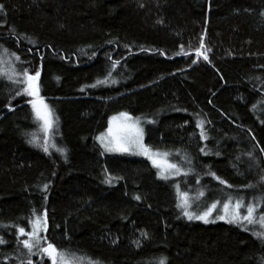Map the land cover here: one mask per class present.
I'll return each instance as SVG.
<instances>
[{
  "label": "trees",
  "instance_id": "16d2710c",
  "mask_svg": "<svg viewBox=\"0 0 264 264\" xmlns=\"http://www.w3.org/2000/svg\"><path fill=\"white\" fill-rule=\"evenodd\" d=\"M0 5V60L40 73L54 120L45 152L35 97L20 77L0 75V264H51L17 242L28 237L16 227L30 232L37 218L58 250L98 264H264V240L188 222L175 181L148 161L105 154L95 140L121 113L143 118L149 148L189 157L228 193L264 192V0Z\"/></svg>",
  "mask_w": 264,
  "mask_h": 264
},
{
  "label": "snow or ice",
  "instance_id": "6c2138e0",
  "mask_svg": "<svg viewBox=\"0 0 264 264\" xmlns=\"http://www.w3.org/2000/svg\"><path fill=\"white\" fill-rule=\"evenodd\" d=\"M2 5H0V9H2ZM201 46L203 44L201 43ZM3 53L7 54V50H0ZM15 56V53L12 54ZM15 59L18 61L19 57L15 56ZM204 59H207V56H204ZM4 64H6L10 71L13 73V75H7V73L0 72V75L5 76L9 82H17L15 78V67L11 64L10 61H3ZM23 77L25 78L24 81H19L21 83L26 82V87L24 88V92L29 95L35 97L32 103L33 111L35 114V117L38 121H42V127L43 132L45 134V140L43 144H40L38 146L42 147L43 151L48 152V139L47 134L50 132V130L53 128L54 120L51 116L50 111L48 110L47 105L43 104V100L39 97V89L37 81L39 79L40 73L37 71L35 75L28 74L27 70L25 69L23 72ZM98 84L100 83H106V81H97ZM115 83V81H113ZM92 87H95V85H92ZM21 93L17 91L15 95H20ZM255 105H253V109H255ZM127 114L121 113V116H126ZM140 136L142 137V129L139 130ZM32 139L29 140V143H35L39 137L36 133H32ZM203 135V133H202ZM206 138V137H205ZM98 139L101 140V143L104 144L103 137H99ZM55 147V145H52ZM136 146L139 149V154H143L148 156V158L152 161L153 166L161 169L159 175L162 179H168L169 174H179L181 172V168L178 167L176 164L168 163L166 160V157L169 155V153H151L148 148H146L142 143L139 141L136 142ZM104 147L107 151H122L127 152L129 151V147L127 143L122 142L120 139L114 138L113 141H109L107 144H104ZM57 151L61 152L63 154V149H57ZM264 151V149H262ZM201 152H204V149H201ZM179 153H177L178 155ZM207 154V153H205ZM163 157V158H161ZM168 173V174H166ZM187 175V173H184ZM210 175L215 176L214 173H210ZM219 179V178H216ZM110 182V181H109ZM220 183L223 184L225 181L220 180ZM47 185L44 186L45 190L47 189ZM231 187V185H229ZM249 187H252L249 185ZM181 203L178 205L183 211V215L187 217L189 220H201L204 223H209V217L212 215V212L217 209V205L220 203L219 201L213 202L211 205L206 206V209L202 212L195 213L190 211L191 203L189 201L188 193H181ZM200 196H203V193H199ZM135 199L139 200L140 197H134ZM264 207V197H260L253 202L244 205V202L241 199H237L235 202L232 201V199L229 197L227 201L223 204V211L225 215L229 214L230 212V219L227 220L228 223H236L239 224L241 227H245V224L247 225H257L261 230L253 232V235L256 236L258 239H264V214L259 215L258 217L255 215L258 208ZM241 209H244V212L246 214H241ZM46 216V213H45ZM218 219H225V216H218ZM215 222V221H212ZM31 232H25V229L23 227H16V232L19 236H27L28 239L23 240H17L18 244H22L24 249H27L28 256L34 254H41L46 255L50 260L51 264H98L97 261H93L91 258L85 257V256H77L75 253H69L67 251H61L58 250L54 245L51 243H47L46 246H43L42 244V238L40 237L39 233L41 231H46V220L42 223L40 218H37L33 222H31ZM247 230V228H245ZM142 235H145L142 233ZM6 241H4L2 238H0V244H5ZM33 249H36L37 251L34 252ZM166 257H162L159 259L158 264H166ZM24 264V262H22ZM26 264H32V261L30 259L27 260Z\"/></svg>",
  "mask_w": 264,
  "mask_h": 264
},
{
  "label": "rangeland",
  "instance_id": "374dc122",
  "mask_svg": "<svg viewBox=\"0 0 264 264\" xmlns=\"http://www.w3.org/2000/svg\"><path fill=\"white\" fill-rule=\"evenodd\" d=\"M3 61H9L7 58L3 57L0 60V67H4L7 70H10L9 67L3 63ZM12 65L15 67V63L10 61ZM11 72V71H10ZM24 72V71H23ZM23 72L19 73L18 71L15 73L17 77L21 78V81H24L25 78L23 77ZM30 75L31 74L28 72ZM26 87V82L23 83V92L24 88ZM24 94H26L24 92ZM27 95V94H26ZM30 98H34L33 96H29ZM33 101V100H32ZM31 103V101H30ZM32 104V103H31ZM43 104H45V101L43 100ZM46 105V104H45ZM121 119V120H119ZM114 120V119H113ZM109 124V128L105 129L102 133L97 135L96 142L98 145L103 149L105 154L107 155H114V156H124V157H131V158H138L145 161L150 162L152 165V161L148 158V156L139 154V149L136 146V142L139 141L142 143L146 148L150 150L151 153H168V152H162V151H156L148 147L146 143V132L145 127L146 124L149 122L148 120H145L143 118H134L129 115L126 116H118V118H115V120L112 123V121ZM42 123V121H40ZM112 123V124H111ZM54 126V124H53ZM53 129V128H52ZM48 132L47 137L50 136V133L52 131ZM142 129V137L140 136L139 130ZM99 137H103L104 144H107L109 141L114 142V138L120 139L122 142L127 143L129 147V151L122 152V151H107L104 147V144L101 143V140L98 139ZM48 139V138H47ZM50 142V138L48 139V143ZM53 146L51 145L50 148ZM163 158V157H161ZM166 160L168 163L176 164L178 167L181 168V172L179 174H169V178L165 179V182H172L175 181L176 184V194L178 195V205L181 203V193H188L189 201L191 203V208L189 209L192 212L199 213L206 209V206L211 205L213 202L219 201L220 203L217 205V209L212 212V215L208 218L209 223H204L201 220H189L187 217L184 218L188 222H201L205 225L207 224H213V223H224L227 225L232 226H238L241 227L239 224L236 223H228L227 220L230 219V212L228 215H225L223 211V204L227 201V199L230 197L233 202H235L237 199H241L244 202V205L253 202L254 200L264 197V192H258V193H252V194H232L228 193L224 187L215 180L213 181H207L209 180L208 177H200L196 173V171L193 169L194 166L192 164V160L187 157L183 156L181 154L177 153H169V155L166 157ZM157 168V167H156ZM159 170V173L161 169L157 168ZM187 173L185 175L184 173ZM168 174V173H166ZM203 193V196H200L199 193ZM180 208V207H179ZM181 209V208H180ZM182 211V209H181ZM183 213V211H182ZM241 214H246L244 212V209H241ZM264 214V207L258 208L255 215L258 217L259 215ZM218 216H225V219H218ZM46 220L44 218L41 220L43 223ZM215 221V222H212ZM243 229L247 228V230L251 232L260 231L261 229L257 225H247L245 224V227H241ZM32 231V229H31ZM30 231V232H31ZM40 237L42 238V244L43 246H46L47 243H49L46 239V231H41L39 233ZM264 240V239H262ZM47 257L46 255H44Z\"/></svg>",
  "mask_w": 264,
  "mask_h": 264
},
{
  "label": "water",
  "instance_id": "95a60500",
  "mask_svg": "<svg viewBox=\"0 0 264 264\" xmlns=\"http://www.w3.org/2000/svg\"><path fill=\"white\" fill-rule=\"evenodd\" d=\"M39 79H40V76H39ZM39 79H38V81H37V84H38V82H39Z\"/></svg>",
  "mask_w": 264,
  "mask_h": 264
}]
</instances>
